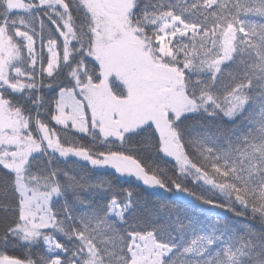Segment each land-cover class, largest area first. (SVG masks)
I'll return each mask as SVG.
<instances>
[{
	"label": "snow or ice",
	"instance_id": "6c2138e0",
	"mask_svg": "<svg viewBox=\"0 0 264 264\" xmlns=\"http://www.w3.org/2000/svg\"><path fill=\"white\" fill-rule=\"evenodd\" d=\"M0 264H264V0H0Z\"/></svg>",
	"mask_w": 264,
	"mask_h": 264
},
{
	"label": "trees",
	"instance_id": "16d2710c",
	"mask_svg": "<svg viewBox=\"0 0 264 264\" xmlns=\"http://www.w3.org/2000/svg\"><path fill=\"white\" fill-rule=\"evenodd\" d=\"M217 211H219V210H217Z\"/></svg>",
	"mask_w": 264,
	"mask_h": 264
}]
</instances>
